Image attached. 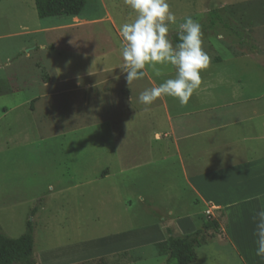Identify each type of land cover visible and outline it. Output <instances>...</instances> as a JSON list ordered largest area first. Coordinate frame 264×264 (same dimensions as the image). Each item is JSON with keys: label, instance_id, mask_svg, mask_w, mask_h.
I'll return each instance as SVG.
<instances>
[{"label": "crops", "instance_id": "1", "mask_svg": "<svg viewBox=\"0 0 264 264\" xmlns=\"http://www.w3.org/2000/svg\"><path fill=\"white\" fill-rule=\"evenodd\" d=\"M239 1L240 29L230 15L220 14L211 24L215 29L223 25L227 40L221 42L223 35L216 34L210 43L216 58L209 67L225 64L226 71L203 70L201 86L186 106L163 96L145 110L140 93L174 78L175 69L162 66L160 77L147 69L129 87L119 68L120 29L109 14L91 17L85 7L78 16L40 18L35 0H0L1 83L28 87L21 89L29 95L21 103L29 104L33 116L48 118L44 125L51 131L67 120H99L101 149L113 150L118 165L127 163L137 171L116 177L120 186L127 181L136 190L135 196L119 195L126 191L115 195L119 210L135 221L130 228L81 243L95 253L79 259L66 257L78 251L76 242L54 244L40 252V263L45 254L62 256L57 264H72L112 258L131 246L157 245L164 264L168 235L147 214L144 201L150 200L173 216L177 235L200 228V217L209 210L236 264H264L255 255L252 220L264 208V0ZM235 42L248 49L235 52ZM16 64L21 72L10 74ZM39 68L46 73L33 74L32 82L28 73ZM5 109L9 113L11 108ZM200 206L203 210L195 209ZM157 259L155 253L150 261L158 264Z\"/></svg>", "mask_w": 264, "mask_h": 264}, {"label": "rangeland", "instance_id": "2", "mask_svg": "<svg viewBox=\"0 0 264 264\" xmlns=\"http://www.w3.org/2000/svg\"><path fill=\"white\" fill-rule=\"evenodd\" d=\"M226 1L234 4L223 6ZM168 3L176 16V23L169 25V39L173 43V36L180 31L179 25L185 17H192L202 26V47L211 62L215 61L216 55L212 53L210 43L217 33L223 35L221 42H225L227 37L223 25L211 28L208 11L217 9L222 17L230 15L237 25L235 28H241L242 7L239 0H168ZM85 7L86 15L91 17L109 14L116 20L119 29L122 24L135 19V14L123 0H87ZM3 45L1 40L0 46ZM9 47L14 46L10 44ZM235 47L234 51L239 53L248 49L243 46L240 48L237 42ZM4 58L5 54L0 53V62ZM0 66L2 75L5 70L3 65ZM20 66L13 65L8 72L20 73ZM208 69L225 72L227 68L225 64H214ZM45 73V69L39 68L28 74L34 82L33 74L43 77ZM24 88L28 87L4 85L0 80V93L11 91L0 94V229L11 237H18L24 232L26 221L32 219L37 259L41 251L71 240L79 247H75L78 251L67 254V259L94 254L95 249L82 246L81 243L130 228L135 222L131 214L119 210L115 195L126 191L119 195L135 196L136 190L129 182H122L121 186L117 183V175L122 173L120 176L128 177L137 171L127 163L118 165L113 158V150L101 149L99 120H67L68 123L58 127L57 132L51 131L46 126L48 118L33 116L28 110L29 104L21 103L29 96L21 90ZM5 108H11L10 112L5 113ZM107 162H110L109 166ZM107 170L110 176L104 178ZM144 205L147 214L164 229L165 226H174L173 216L165 210L150 200H145ZM33 208L36 211L31 216ZM186 208L189 209V206ZM195 209L203 210L201 206ZM208 218L213 219L210 214L203 213L200 220L203 222ZM218 234L219 230L215 229L200 234L201 245L195 249L198 259L194 264L237 263L230 254V248L221 242ZM161 251L162 247L157 245H136L112 258H95L72 264H153L150 260L155 253L160 255V259H157L160 264L163 260ZM63 259L62 256L45 254L43 264H57ZM38 264L42 263L38 260Z\"/></svg>", "mask_w": 264, "mask_h": 264}, {"label": "clouds", "instance_id": "3", "mask_svg": "<svg viewBox=\"0 0 264 264\" xmlns=\"http://www.w3.org/2000/svg\"><path fill=\"white\" fill-rule=\"evenodd\" d=\"M135 14L132 22L120 26L121 57L119 66L130 87L142 79L150 69L156 77L162 75V66L175 69L174 78L159 86L140 93L138 101L147 106L158 98L168 96L186 106L192 95L200 88L201 72L210 65V56L204 51L202 26L192 17H185L179 25V43L173 45L169 39V25L176 23L168 0H123ZM256 199H261L257 194ZM255 224L254 236L257 245L255 255L264 259V208L252 217Z\"/></svg>", "mask_w": 264, "mask_h": 264}, {"label": "trees", "instance_id": "4", "mask_svg": "<svg viewBox=\"0 0 264 264\" xmlns=\"http://www.w3.org/2000/svg\"><path fill=\"white\" fill-rule=\"evenodd\" d=\"M86 5V0H35L37 14L40 18L53 16H78ZM209 22L216 24L219 20L217 9H211L207 13ZM179 43L178 34L173 36V44ZM36 211H31V216ZM209 229H219L216 219H206L202 226L194 232L186 235H177L174 226H165L168 235V256L164 264H190L195 261L197 255L195 249L201 245L200 234ZM0 264H38L34 252V222L28 219L24 232L18 237H11L0 229Z\"/></svg>", "mask_w": 264, "mask_h": 264}, {"label": "built area", "instance_id": "5", "mask_svg": "<svg viewBox=\"0 0 264 264\" xmlns=\"http://www.w3.org/2000/svg\"><path fill=\"white\" fill-rule=\"evenodd\" d=\"M206 213H207V214H210V211H209V210H207V211H206Z\"/></svg>", "mask_w": 264, "mask_h": 264}]
</instances>
